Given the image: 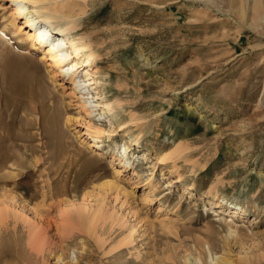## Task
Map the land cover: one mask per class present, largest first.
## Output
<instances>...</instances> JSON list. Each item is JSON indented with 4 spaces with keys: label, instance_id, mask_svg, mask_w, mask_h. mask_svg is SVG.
I'll return each instance as SVG.
<instances>
[{
    "label": "rangeland",
    "instance_id": "374dc122",
    "mask_svg": "<svg viewBox=\"0 0 264 264\" xmlns=\"http://www.w3.org/2000/svg\"><path fill=\"white\" fill-rule=\"evenodd\" d=\"M49 5L148 145L91 134L0 0V264H264V0Z\"/></svg>",
    "mask_w": 264,
    "mask_h": 264
},
{
    "label": "bare ground",
    "instance_id": "6f19581e",
    "mask_svg": "<svg viewBox=\"0 0 264 264\" xmlns=\"http://www.w3.org/2000/svg\"><path fill=\"white\" fill-rule=\"evenodd\" d=\"M9 1L13 6L15 16L13 27L17 33L26 31L28 34L27 41L31 46L28 54L35 57L37 54L34 52H41L42 55L39 56L40 58L38 57L39 60L42 62L47 61L46 63L56 70L58 76L72 86L74 94H80L83 109L88 118V131L97 139H103L104 137L120 138L121 142H124L122 153H126L129 150L128 147L130 150L134 148V150L139 149L140 151V148H137L138 146L143 148V146L148 145L145 142L144 133L139 131L143 127H138L136 130L131 129V123L137 122L135 118H132L129 123H123L117 117L118 113L115 110V105H118L119 101L112 103L105 100L102 94H95V91L104 85L102 80L104 76L101 75L98 68L96 53H88L90 43L87 44L85 38L72 39L64 34L66 31L75 30L77 28L76 24L68 23L67 27L63 29L57 22L59 12L52 5H49V0ZM89 36L87 39H89ZM17 60H9L6 64L7 69L12 70L9 75L16 80L31 68L28 63ZM93 92L96 96L95 101ZM103 119H107V125L102 124ZM181 153L180 146H177L173 151L162 155L159 159L160 163H166L170 159L178 157ZM220 204H216L215 207L223 210V204L225 203L220 202ZM229 208L238 210L231 204ZM6 211L7 209H5ZM230 212L232 211L230 210ZM0 213L4 216L6 214L3 211H0ZM232 213L235 216L240 215L237 211Z\"/></svg>",
    "mask_w": 264,
    "mask_h": 264
}]
</instances>
